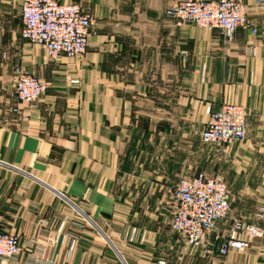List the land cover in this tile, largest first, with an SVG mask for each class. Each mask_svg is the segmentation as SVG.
I'll return each mask as SVG.
<instances>
[{
  "label": "crops",
  "instance_id": "obj_1",
  "mask_svg": "<svg viewBox=\"0 0 264 264\" xmlns=\"http://www.w3.org/2000/svg\"><path fill=\"white\" fill-rule=\"evenodd\" d=\"M59 1L93 18L81 57L49 59L22 37L23 0H0V231L22 243L0 264H264V236L227 256L216 243L235 220L264 229V7L245 0L256 33L229 42L168 15L176 0ZM17 68L48 92L20 103ZM225 103L246 108L247 138L201 153ZM204 171L231 204L208 253L171 225L172 187Z\"/></svg>",
  "mask_w": 264,
  "mask_h": 264
},
{
  "label": "built area",
  "instance_id": "obj_2",
  "mask_svg": "<svg viewBox=\"0 0 264 264\" xmlns=\"http://www.w3.org/2000/svg\"><path fill=\"white\" fill-rule=\"evenodd\" d=\"M264 7V0H253ZM245 0H176L168 15L179 23H193L204 29H218L225 39L233 42L237 31L256 28L244 10ZM22 37L44 48L51 60L61 57H81L88 52L93 33V18L80 3L59 0H23ZM78 83V81H73ZM49 85L37 75L16 69L14 93L20 103L31 104L44 96ZM208 122L201 133L204 144L234 145L246 140L249 122L244 106L223 104L218 110L208 109ZM171 225L186 243L195 249L210 251L208 239L218 223L231 209L228 185L219 177L198 172L181 177L172 193ZM264 236L259 226L235 220L218 252L227 256L246 251L251 241ZM22 243L17 234L0 231V261L15 259L21 254Z\"/></svg>",
  "mask_w": 264,
  "mask_h": 264
},
{
  "label": "rangeland",
  "instance_id": "obj_3",
  "mask_svg": "<svg viewBox=\"0 0 264 264\" xmlns=\"http://www.w3.org/2000/svg\"><path fill=\"white\" fill-rule=\"evenodd\" d=\"M71 2H77V1H71ZM78 3V2H77ZM81 5V4H80ZM24 104H26V103H24ZM32 104V103H31ZM218 146H220V147H223V146H225V145H220V144H204V143H200V150H201V153L202 152H206V149H209V148H213V147H218ZM204 173H205V171H204ZM207 174V173H206ZM212 177H219V178H221L222 179V177L220 176V175H212ZM176 184V183H175ZM175 186V185H174ZM174 186L172 187V191H171V193H173V189H174ZM226 219V218H225ZM224 220V219H223ZM222 220V221H223ZM243 222H245V221H243ZM246 223V222H245ZM218 226V225H217ZM232 227V226H231ZM230 227V228H231ZM216 229H217V227H216ZM215 229V230H216ZM214 230V231H215ZM230 230V229H229ZM229 230L227 231V233L229 232ZM227 235V234H226ZM217 236V235H216ZM226 238V236H224L223 238H218V239H216V243H222L223 241H224V239ZM252 242V241H251ZM251 245V244H250ZM230 255V254H229Z\"/></svg>",
  "mask_w": 264,
  "mask_h": 264
}]
</instances>
